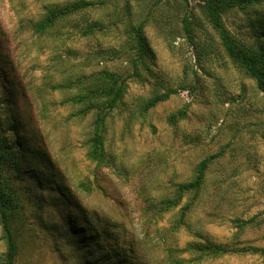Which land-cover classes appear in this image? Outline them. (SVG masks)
Segmentation results:
<instances>
[{
    "label": "rangeland",
    "instance_id": "1",
    "mask_svg": "<svg viewBox=\"0 0 264 264\" xmlns=\"http://www.w3.org/2000/svg\"><path fill=\"white\" fill-rule=\"evenodd\" d=\"M67 1L0 0L2 126L8 139L26 143L18 155L15 264H92L82 261L85 252L66 218L74 207L67 206L64 187L88 224L106 227L114 245L133 249L135 264H170L168 246L186 257L179 248L197 240L264 248V91L226 54L201 2L95 0L50 32L36 33L33 24L46 10ZM142 19L156 64L141 79L129 78L107 122L110 164L100 165L87 156L93 112L81 111L72 98L87 74L131 73L127 25ZM223 20L244 45L264 48V2L231 8ZM93 21L105 29L79 32ZM165 93L144 110L146 101ZM180 109L185 117L170 121ZM212 154L187 227L170 233L179 206L161 213L159 203ZM252 217L259 223L233 221ZM6 249L0 225V263ZM198 264H264V257L231 253Z\"/></svg>",
    "mask_w": 264,
    "mask_h": 264
},
{
    "label": "trees",
    "instance_id": "2",
    "mask_svg": "<svg viewBox=\"0 0 264 264\" xmlns=\"http://www.w3.org/2000/svg\"><path fill=\"white\" fill-rule=\"evenodd\" d=\"M204 7L209 22L217 31L223 49L234 61L242 65L245 71L255 79L257 87L264 91V48L257 50L240 42L225 25L223 14L234 7H245L251 4L262 3L264 0H198ZM96 4L95 0H72L60 5L49 7L45 14L33 24L36 33L43 34L55 29L59 23H63L73 17L77 12L90 8ZM147 21L127 25V41L125 50L128 54L131 73L110 71L107 69L87 74L83 81L82 91L72 101L82 106L81 111L93 112L92 129L87 141V156L100 165H108L109 152L106 146V133L108 118L115 108L123 101L128 87L129 78L141 79L143 71L149 70L156 64L155 52L147 38L145 27ZM185 29L188 34L192 32L189 21L184 18ZM105 24L101 21H93L78 28L79 32L87 35L103 31ZM168 97V93L154 95L143 106L144 110L154 107L160 100ZM0 102V225L3 230V238L7 243V249L3 254L0 264H15L18 254L17 228L15 224L19 214V195L16 190V179L22 178L19 167L18 155L20 148H25V142L7 138L1 120ZM186 115L185 109H180L169 116L170 121L177 122ZM17 130L16 127L13 128ZM217 154L203 158L195 169L194 175L186 181L176 185L172 195L164 197L159 203V211L167 212L179 206L178 217L171 226L170 233H175L182 227H187L188 217L193 206L203 189L210 164ZM84 190H90L85 182L78 184ZM64 195L67 206L72 205L80 212L74 213L71 209L66 217L72 225L73 233L77 235V243L84 250L82 261L92 264H135L137 255L133 249H124L112 243V235L106 227H92L87 217V212L78 204L68 187H64ZM190 198L182 204L183 198ZM234 223L238 227L246 224L259 223L256 217L250 219L235 218ZM106 242L113 245H107ZM170 264H198L210 257H219L231 253L260 254L264 257V248L256 245H231L226 242L213 240H197L188 243L187 247L179 248V252L188 251V256H178L174 247L166 248ZM178 250V249H177Z\"/></svg>",
    "mask_w": 264,
    "mask_h": 264
}]
</instances>
